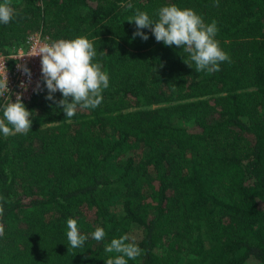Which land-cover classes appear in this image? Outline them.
Returning a JSON list of instances; mask_svg holds the SVG:
<instances>
[{
  "label": "trees",
  "instance_id": "trees-1",
  "mask_svg": "<svg viewBox=\"0 0 264 264\" xmlns=\"http://www.w3.org/2000/svg\"><path fill=\"white\" fill-rule=\"evenodd\" d=\"M7 2L0 50L39 27L53 40L86 37L109 86L68 118L45 84L23 102L30 130L0 132V264H106L122 235L143 250L128 264H264V0ZM171 4L216 21L230 58L219 71H195L154 25L139 30L147 40L133 35L129 18L156 22ZM69 218L87 237L80 248Z\"/></svg>",
  "mask_w": 264,
  "mask_h": 264
},
{
  "label": "clouds",
  "instance_id": "clouds-1",
  "mask_svg": "<svg viewBox=\"0 0 264 264\" xmlns=\"http://www.w3.org/2000/svg\"><path fill=\"white\" fill-rule=\"evenodd\" d=\"M132 7L131 4L128 5ZM14 15L13 8L7 0L0 3V23L8 24ZM159 19L156 22L150 20L146 12L138 11L137 14L129 18L128 21H135L137 31L134 36L139 35L144 40L148 36L140 29L151 27L157 42L165 45L183 48L189 54L190 60L195 64V71H207L213 73L220 70L221 62L228 61L230 58L219 46L215 39L218 32L216 21L205 24L200 15L190 8H180L175 4L163 6L158 11ZM97 52L93 43L86 37H77L71 40L60 39L52 43L36 44L24 55L11 59H18L25 55L42 56V76L49 90L47 99H53L52 93L57 90L63 95V99L58 104L63 107L66 117L71 118L76 114L77 106L81 108L95 109L102 103V91L109 86V77L102 71L101 65L93 63V58ZM189 66H192L187 60ZM23 72L31 78L30 70L26 65H18ZM25 89L27 85H21ZM39 87V85H37ZM8 87V77L6 68L0 72V98L6 101L3 106V118L0 119V132L4 136L15 133H27L32 121L29 118L31 113L26 109L21 99V94L16 95L15 102H12ZM71 97V102H69ZM7 122V123H6ZM11 125L12 127H9ZM4 208L0 205V215ZM67 240L73 249L84 245L86 236L81 235L75 219L67 220ZM4 234V227L0 225V236ZM102 227H97L92 233V238L102 241L105 237ZM128 235L111 239L105 246L106 253H115L106 259V264H128V259L135 260L141 255L142 249L135 243V238L129 241ZM128 259H125V258Z\"/></svg>",
  "mask_w": 264,
  "mask_h": 264
},
{
  "label": "built area",
  "instance_id": "built-area-1",
  "mask_svg": "<svg viewBox=\"0 0 264 264\" xmlns=\"http://www.w3.org/2000/svg\"><path fill=\"white\" fill-rule=\"evenodd\" d=\"M60 39L53 40L51 36L44 31L42 27H39L28 33L26 36L25 44H20L9 51L0 50V72L6 68V75L8 77V87L10 89V97L12 102H15L16 95L21 94L22 102L30 100L33 95L44 90L45 81L42 76V56H28L25 55L18 59L15 58L20 55L27 54L34 45L42 43H52ZM68 40V39H65ZM18 65H26L30 70L31 78L23 72L22 68H18ZM27 85L25 89L21 85ZM39 85V87H37ZM9 94H5L6 96ZM1 102L5 104L4 98H1Z\"/></svg>",
  "mask_w": 264,
  "mask_h": 264
},
{
  "label": "rangeland",
  "instance_id": "rangeland-1",
  "mask_svg": "<svg viewBox=\"0 0 264 264\" xmlns=\"http://www.w3.org/2000/svg\"><path fill=\"white\" fill-rule=\"evenodd\" d=\"M36 29H37V28H36ZM34 30H35V29H34ZM145 49H146V48H145ZM92 62H93V63H97V62H96V57L93 58V61H92ZM45 84H46V83H45ZM44 89H45V85H44Z\"/></svg>",
  "mask_w": 264,
  "mask_h": 264
}]
</instances>
